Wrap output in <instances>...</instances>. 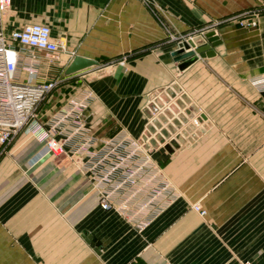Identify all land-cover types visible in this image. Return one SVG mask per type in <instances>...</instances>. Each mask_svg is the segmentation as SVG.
Returning a JSON list of instances; mask_svg holds the SVG:
<instances>
[{
	"label": "crops",
	"instance_id": "1",
	"mask_svg": "<svg viewBox=\"0 0 264 264\" xmlns=\"http://www.w3.org/2000/svg\"><path fill=\"white\" fill-rule=\"evenodd\" d=\"M253 10L254 28L228 21ZM0 24H46L66 47L38 64L36 82H57L41 125L84 103L91 135L149 139L174 193L138 231L99 206L82 156L23 130L0 145V264H264V0H12ZM210 30L215 55L180 71L172 51ZM75 56L98 65L68 75Z\"/></svg>",
	"mask_w": 264,
	"mask_h": 264
},
{
	"label": "built area",
	"instance_id": "2",
	"mask_svg": "<svg viewBox=\"0 0 264 264\" xmlns=\"http://www.w3.org/2000/svg\"><path fill=\"white\" fill-rule=\"evenodd\" d=\"M11 4L12 0H0V19ZM259 13L249 11L228 21L254 28ZM65 48L62 41L53 39L46 24H28L9 33L0 24V145H8L27 130L44 143V154L69 160L82 156V170L92 183L99 206L117 212L141 231L151 217L174 200L172 188L162 180L161 168L147 148L149 139L126 134L106 139L91 135L85 125L86 105L74 100L48 128L38 122L41 103L57 85L35 81L38 64L42 56L53 60ZM21 67L27 72L26 81L18 79ZM256 83L264 94V75ZM61 130L69 131L63 140L55 136ZM195 209L200 210L197 206Z\"/></svg>",
	"mask_w": 264,
	"mask_h": 264
},
{
	"label": "water",
	"instance_id": "3",
	"mask_svg": "<svg viewBox=\"0 0 264 264\" xmlns=\"http://www.w3.org/2000/svg\"><path fill=\"white\" fill-rule=\"evenodd\" d=\"M207 41L209 42V44L206 43ZM220 44L221 41L216 36V32L214 30H210L203 35L193 36L187 42L183 41L182 46L172 51L171 56L174 58L175 62L188 59L178 67L180 71H183L197 60V55H200L202 58L213 57L215 53L214 51H211V47H217ZM190 47L196 49L190 52H186V50H188ZM96 65H98V63L95 60L82 56H75L72 62L69 64L66 73L68 75H71ZM84 115H86L85 112ZM92 246L95 245H93L92 243Z\"/></svg>",
	"mask_w": 264,
	"mask_h": 264
},
{
	"label": "rangeland",
	"instance_id": "4",
	"mask_svg": "<svg viewBox=\"0 0 264 264\" xmlns=\"http://www.w3.org/2000/svg\"><path fill=\"white\" fill-rule=\"evenodd\" d=\"M239 27H240V26H239ZM195 207H196V206H195ZM195 207H194V209H195ZM197 207H199V206H197ZM199 209H200V210H198V212H199L201 215H205V214H206V212H205L203 209H201L200 207H199ZM195 210H196V209H195ZM196 211H197V210H196ZM201 211H204L205 213L202 214Z\"/></svg>",
	"mask_w": 264,
	"mask_h": 264
}]
</instances>
